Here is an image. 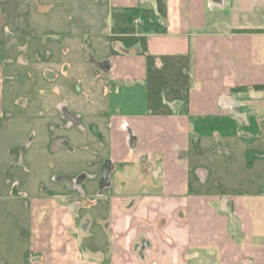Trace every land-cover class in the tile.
Returning a JSON list of instances; mask_svg holds the SVG:
<instances>
[{"label":"crops","instance_id":"obj_1","mask_svg":"<svg viewBox=\"0 0 264 264\" xmlns=\"http://www.w3.org/2000/svg\"><path fill=\"white\" fill-rule=\"evenodd\" d=\"M107 1L0 0V132L77 172L28 264H264V0ZM70 71L78 119L47 99Z\"/></svg>","mask_w":264,"mask_h":264},{"label":"rangeland","instance_id":"obj_2","mask_svg":"<svg viewBox=\"0 0 264 264\" xmlns=\"http://www.w3.org/2000/svg\"><path fill=\"white\" fill-rule=\"evenodd\" d=\"M107 8L108 1L99 0L100 10L98 20L101 25H106L109 22ZM89 16L84 19V22L87 24L92 21ZM84 54L85 63L90 64L88 73L91 71L94 73V68H91V66L105 71L108 62L105 57L108 54L106 50L99 56L93 51L90 45L86 47ZM78 78L79 76L77 74L70 71L65 80L60 79L59 85L65 88L61 92V97L55 96L50 92L47 94L49 101L61 102L60 111L63 112L62 115L65 114L66 116L76 118L75 110L71 106H68L69 102L79 103L80 101H86V95L90 94L86 87V81L79 82ZM56 83L58 84V82L54 84ZM51 88H53V85H51ZM33 97L37 101L40 99L41 94L39 95V92H35ZM99 98L101 97L99 96ZM64 101L66 104H62ZM86 109L90 113L92 110L90 104ZM68 120L72 119L68 118ZM21 125L25 129V121ZM10 129V125L6 126L4 124L2 132H0L3 136L0 139V261H8L9 264L12 262L28 264V260L32 258L30 252L33 242L32 232L34 228L39 226L42 220L41 217L44 215L38 208L39 199L46 201L54 199L56 203H62L61 200L58 201L57 199L60 197L59 195L66 191L67 186L60 183V181L65 176L71 179L77 172L76 170L66 169L67 167H73V165L67 166L52 162L51 165L46 164V161L43 162L42 152L39 150L41 147L40 143L43 141L42 139H32L23 135L14 137ZM28 143L29 147L27 148ZM58 147L71 148L72 143L66 138L59 139L54 145V148ZM33 150L35 157L34 164H32L31 157L30 162L28 161L29 157L27 158L28 153L30 155ZM17 151L18 153L16 154ZM16 156H18L17 160ZM21 163L23 165H20ZM86 174H88L87 171L81 177ZM19 181L21 184L16 185V182ZM28 184L29 186H27ZM32 188L34 194L30 192ZM27 189H29L28 195ZM74 213H77L76 209ZM105 223L109 222L107 221ZM84 225H87L86 227L92 225V220L88 218Z\"/></svg>","mask_w":264,"mask_h":264}]
</instances>
